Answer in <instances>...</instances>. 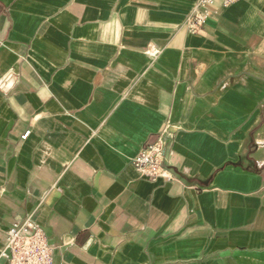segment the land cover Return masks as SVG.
<instances>
[{
  "label": "crops",
  "instance_id": "obj_1",
  "mask_svg": "<svg viewBox=\"0 0 264 264\" xmlns=\"http://www.w3.org/2000/svg\"><path fill=\"white\" fill-rule=\"evenodd\" d=\"M198 1L0 0V247L31 219L53 264H264V0L192 32Z\"/></svg>",
  "mask_w": 264,
  "mask_h": 264
},
{
  "label": "built area",
  "instance_id": "obj_2",
  "mask_svg": "<svg viewBox=\"0 0 264 264\" xmlns=\"http://www.w3.org/2000/svg\"><path fill=\"white\" fill-rule=\"evenodd\" d=\"M234 2L236 0H223L221 5L228 6ZM217 9L216 0H199L187 17L188 29L199 31ZM28 134L29 131L22 138ZM173 137V133L166 127L154 143L145 145L132 159L133 165L143 177L156 179L166 176L167 140ZM54 249L44 228L31 219H25L6 230L4 244L0 247V264H53Z\"/></svg>",
  "mask_w": 264,
  "mask_h": 264
},
{
  "label": "water",
  "instance_id": "obj_3",
  "mask_svg": "<svg viewBox=\"0 0 264 264\" xmlns=\"http://www.w3.org/2000/svg\"><path fill=\"white\" fill-rule=\"evenodd\" d=\"M6 80H7V77H5L4 79H2L1 80V84H5Z\"/></svg>",
  "mask_w": 264,
  "mask_h": 264
},
{
  "label": "trees",
  "instance_id": "obj_4",
  "mask_svg": "<svg viewBox=\"0 0 264 264\" xmlns=\"http://www.w3.org/2000/svg\"><path fill=\"white\" fill-rule=\"evenodd\" d=\"M263 121H264V119H263ZM263 121H262V122H263Z\"/></svg>",
  "mask_w": 264,
  "mask_h": 264
}]
</instances>
